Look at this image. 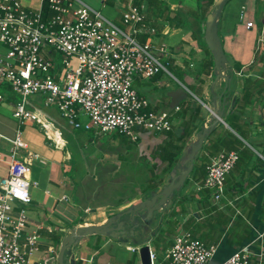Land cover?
<instances>
[{"label":"crops","instance_id":"1","mask_svg":"<svg viewBox=\"0 0 264 264\" xmlns=\"http://www.w3.org/2000/svg\"><path fill=\"white\" fill-rule=\"evenodd\" d=\"M114 1L121 21L125 4ZM160 1L167 7H154L142 0L148 26L157 33L142 34L139 40H151L155 46L166 44L169 62L184 75L182 80L176 78L177 85L167 83L166 87L152 78L155 91L146 88L142 96L156 111L173 113L180 108L174 114L171 137L169 133L142 132L138 144L117 136L90 138L81 131L74 132L42 107L40 123L30 121L21 126L28 145L21 155H37L31 173V181L37 186L30 189L33 202L28 211L30 229L42 238L38 257L48 255L51 248L58 255L64 238L75 229L103 227L112 219L113 226L117 222L125 225L127 242L112 231L81 236L67 252L66 260L70 264H141L139 253L130 247L148 245L159 250L162 227L167 241L161 246V254L172 246L180 230L218 246L210 264H223L254 241V252L264 254V0H226L218 23L227 58L220 76L215 54L211 56L205 41V21L215 13L220 0ZM24 5L35 9L39 2L24 0ZM188 12L191 18H187ZM247 22H254L256 27L247 30ZM227 90L231 93L225 96L224 126L215 125L212 112L221 108L220 97ZM15 100L12 97L0 105V180L9 174V138L18 127L12 118ZM205 130L185 184L151 218L147 209L134 214L145 200L188 169L185 161L199 147ZM185 131L190 135L186 143L179 140ZM173 146H181L182 151L178 154ZM168 149L175 156L173 164L164 160ZM230 150L237 151L240 158L218 203L208 190H199V185L210 159ZM64 196L69 199L66 204L60 202ZM146 236L151 239L144 244ZM53 258L48 257L45 263L58 264L57 260L51 262Z\"/></svg>","mask_w":264,"mask_h":264},{"label":"built area","instance_id":"2","mask_svg":"<svg viewBox=\"0 0 264 264\" xmlns=\"http://www.w3.org/2000/svg\"><path fill=\"white\" fill-rule=\"evenodd\" d=\"M37 1L39 6L29 9L24 0H0V85L7 84L17 97L12 117L18 124L9 138V174L0 180V264H45L52 255L58 263L53 248L50 255L38 257L42 238L30 229V189L37 186L31 173L37 155H21L28 150L21 126L40 123L42 111L34 97L45 107L55 105L75 130H94L96 136L118 133L134 144L142 132H172L174 114L180 110L156 111L135 88L138 79L151 80L162 72L172 75L162 61L169 53L167 45L139 40L142 34L157 33L148 26L145 4L121 0L125 4L122 21L127 26L123 29L82 0ZM255 27L254 22L246 23L247 30ZM53 52L63 56L62 66L54 63ZM11 98L0 94V105ZM239 158L234 150L213 156L199 190H208L219 203ZM68 201L67 196L60 200L62 204ZM255 242L240 248L223 264H263V252L253 250ZM141 248L130 247L137 253ZM217 251V245L180 230L164 253L150 247V259L151 264H210Z\"/></svg>","mask_w":264,"mask_h":264},{"label":"water","instance_id":"3","mask_svg":"<svg viewBox=\"0 0 264 264\" xmlns=\"http://www.w3.org/2000/svg\"><path fill=\"white\" fill-rule=\"evenodd\" d=\"M225 2L226 0H220L217 3V9L215 13L210 14L207 17V24H206L205 41L209 50L213 54H215V68L218 70L219 76L222 74V71L224 67H226V63H227V58L225 56L224 49L221 44L220 36L217 31L218 19L220 18L219 14L222 12ZM223 101L225 100H223L220 97L221 108L217 112L214 111L215 114H213V118L216 120L215 125L219 121L223 122L222 117H223V110L225 108L223 107V103H224ZM205 133L206 130L204 134L200 135V144L198 148H194L191 162H193L196 152H198V150L201 149L202 147L205 138ZM192 170H193V165L189 166V168L186 171H184L180 176L175 177L174 180L168 186H165L162 191L156 193L151 199L145 200L140 206L136 208V211H134L133 213L136 214L137 212L147 209L149 211V217L151 218L155 211L159 210L167 203V201L172 196L174 191L180 189L185 184ZM110 222L114 223L115 220L112 219ZM112 223L111 224L109 223L108 225L103 227L77 228L72 233L67 235L61 244V249L58 254V264H70V261L66 260V255L67 254L70 255L67 252L74 245L75 241L81 236H86L94 233L107 234L109 231H112L116 234L117 237L121 235L122 241L127 242L124 239L125 228H126L125 225L122 224L121 222L120 223L117 222L116 226H113ZM139 255L141 259V264H151L150 246L148 245L142 246Z\"/></svg>","mask_w":264,"mask_h":264},{"label":"rangeland","instance_id":"4","mask_svg":"<svg viewBox=\"0 0 264 264\" xmlns=\"http://www.w3.org/2000/svg\"><path fill=\"white\" fill-rule=\"evenodd\" d=\"M83 2H85L86 4H88L91 8H93L94 10H96V11H99V12H101L106 18H108L109 20H111V21H113V22H115L116 24H118L120 27H122L123 29H127V26L123 23V21H122V19H121V21H120V18H121V16L119 15V13H118V11H117V8L114 6V4H113V2H111V1H113V0H110L109 2H103V0H82ZM119 1V0H118ZM117 0H115L114 2H118ZM135 3L137 4V5H140L141 4V2H138V0H135ZM201 3V2H200ZM189 13V12H188ZM187 18H191L190 17V13H189V15H187ZM189 22H190V20H189ZM188 22V23H189ZM218 23H219V19H218ZM205 24H207V21H205ZM218 29H219V26H218ZM218 31V30H217ZM223 47V46H222ZM221 47V48H222ZM170 54L168 53V54H166L164 57H163V59H162V61H163V63H164V65L167 67V69L169 70V72L172 74V75H169V74H167V73H165V72H162V73H160V74H158L156 77H154L152 80H155V81H159L160 82V84H163V87H166L165 85L167 84V83H169L170 84V86H174V85H177V83L175 82L176 81V78H178V79H183V75H184V73H182V71H180L179 69H178V67L176 66H173V64H171V62H169V60H170ZM53 61H54V63L55 64H57L58 66H62V61H63V56L61 55V54H55L54 55V52H53ZM72 62H73V64L76 66V64H77V60L76 59H73L72 60ZM175 76V78H174V76ZM135 88L137 89V91L139 92V94L140 95H142V91L144 90V89H149V92L152 90V91H155V90H153L152 88H154V84H153V81H151V80H144V79H142V80H138V81H136L135 82ZM161 89V88H160ZM166 89H168V87L166 88ZM162 90V89H161ZM0 94H3V95H8V96H11V97H14V98H17L14 94H13V92H12V90L10 89V88H8V86H7V84H5V83H2L1 85H0ZM154 94H157V92L156 93H154ZM149 97V96H148ZM34 100H35V102L37 103V105H39L40 107H42V109L43 110H45V112L46 113H49V114H51V115H53V116H55V118H57L58 120H60V122L61 123H64L66 126H69V125H67L68 124V121L66 120V119H64L63 117H62V114H61V112L56 108V106L55 105H52V106H50V107H45L44 106V104L43 103H39V100H37L36 101V97H34ZM81 117V116H80ZM13 118V117H12ZM222 124V126H224V121L222 122V121H219V122H217V124ZM230 124H231V122H229ZM233 126V125H232ZM25 128V127H24ZM70 128V127H69ZM71 129V128H70ZM74 132H79V131H81L82 133H86L87 134V136L88 137H90V138H92L93 137V135H95V131L94 130H91V131H86V130H84V129H80V130H74V129H72ZM105 136V135H104ZM120 137V138H123L124 140H128V138L127 137H125V136H122V135H119L118 133H112V134H107V139L108 138H115V137ZM116 137V138H117ZM136 144H138V143H136ZM193 156V155H192ZM192 156H190L189 157V159L187 160V161H185V163H187L189 166H191V165H193V167H194V162H191V158H192ZM194 161V160H193ZM189 168V167H188ZM167 181H169V180H167ZM187 181V180H186ZM174 194V193H173ZM173 194H172V196H173ZM162 229H163V227L160 229V233H161V238L158 240V244H157V246H158V249L159 250H156L157 251V253L158 254H161V251H162V249H161V246L162 245H164L165 244V241H167V239L166 238H164V232H165V230H164V232L162 231ZM152 237H154V235H152ZM171 237H173V234H172V236ZM170 237V238H171ZM151 239V237L150 236H146L145 238H144V240H143V243L145 244V241H148V240H150ZM147 243V242H146ZM143 245V244H142ZM123 254H125V256H126V254H128L125 250L123 251ZM129 256H130V253H129ZM53 261V259H51V262ZM48 262H50L49 260H48ZM46 264V263H45ZM48 264V263H47Z\"/></svg>","mask_w":264,"mask_h":264},{"label":"trees","instance_id":"5","mask_svg":"<svg viewBox=\"0 0 264 264\" xmlns=\"http://www.w3.org/2000/svg\"><path fill=\"white\" fill-rule=\"evenodd\" d=\"M148 2H150L154 7H158V8H166L167 7V4H165V3H163L162 1H160V0H147ZM138 2H142V0H138ZM214 3V2H213ZM210 52V54H211V56H212V52L211 51H209ZM230 93L231 92H229V90H227V91H225L224 92V94H223V96L221 97L223 100H225V101H223L224 103H223V107H226V105H227V102H226V97L228 98L229 96H230ZM226 96V97H225ZM171 132L169 133V135H170V137H171ZM189 134L185 131L184 132V134L179 138V140L180 141H183L184 143H186V141L188 140V138H189ZM232 138H233V140H235L234 139V136L232 135ZM140 141V140H139ZM174 148H176V146H173ZM176 149H178V154L182 151V147L180 146V147H177ZM172 151V150H171ZM170 151V149H168L165 153H164V156H166V158L164 157V160H170L169 161V164H173V162L174 161H176V159H174L175 158V156H173V154H171L172 152ZM163 158V157H162ZM163 159H162V161H164ZM153 179H155V178H153ZM160 182H162L163 183V180L162 181H160Z\"/></svg>","mask_w":264,"mask_h":264}]
</instances>
